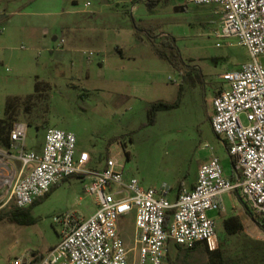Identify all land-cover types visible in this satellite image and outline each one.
<instances>
[{"label": "rangeland", "instance_id": "rangeland-1", "mask_svg": "<svg viewBox=\"0 0 264 264\" xmlns=\"http://www.w3.org/2000/svg\"><path fill=\"white\" fill-rule=\"evenodd\" d=\"M220 11L187 0H0V117L8 99L17 97L14 122L27 126L28 151L41 150L49 128L73 133L76 154L90 155L86 170H101L116 157L127 178L168 188L171 202L213 157L232 178L227 146L211 126L212 102L230 90L222 76L253 59L237 39L216 37ZM179 98V107L150 114L152 104ZM0 152L19 154L1 146ZM89 184L73 176L54 187L32 207V225L1 221L0 264L46 256L62 230L55 218L90 217L95 200L85 191ZM223 204L209 213L219 264H264V230L236 192L225 193ZM232 216L244 225L236 235L224 227ZM120 230L132 248L135 213L120 221ZM169 257L173 264H212L203 245L195 251L173 245Z\"/></svg>", "mask_w": 264, "mask_h": 264}, {"label": "built area", "instance_id": "built-area-1", "mask_svg": "<svg viewBox=\"0 0 264 264\" xmlns=\"http://www.w3.org/2000/svg\"><path fill=\"white\" fill-rule=\"evenodd\" d=\"M187 3L219 5L222 20L216 37L237 39L253 59L222 76L230 90L220 91L212 102L211 126L228 147L235 179L226 177L220 159L213 157L199 166L195 185L182 188L171 202L168 188H145L138 179L127 178L116 157L108 158L101 170H86L90 155L76 154L73 133L49 128L41 150L28 151L27 126L16 122L10 150H18V156L0 152V209H26L73 176L89 178L85 191L96 203L88 218L65 214L54 219L62 228L60 241L40 264H167L173 245L192 249L201 243L216 251V224L209 213L224 209L225 193L236 192L264 220V64L259 61L264 57V0ZM64 42L62 38L59 45ZM131 213L134 246L128 248L120 221ZM10 264L30 263L16 259Z\"/></svg>", "mask_w": 264, "mask_h": 264}, {"label": "trees", "instance_id": "trees-1", "mask_svg": "<svg viewBox=\"0 0 264 264\" xmlns=\"http://www.w3.org/2000/svg\"><path fill=\"white\" fill-rule=\"evenodd\" d=\"M37 88H38V84H37L36 89ZM17 100H18L17 97H10L8 99L6 107H5L4 117H0V146L4 147V148H8V149H10V146H11L10 133H11V130L13 129L14 124L16 123V122H14L15 121L14 109H15V104H16ZM179 104H180V98L178 99L177 102H175L173 104L166 103V102L154 103L151 105L150 114L154 115V113L157 111L171 110V109L177 108V107H179ZM151 123H154V118H152ZM227 150H228V147H227ZM232 165H233V162H232ZM233 167H234V165H233ZM232 178L235 179V174H233ZM61 183H59L58 185H60ZM181 189H182V187L180 188V190ZM46 197H44V198H46ZM239 197H240L241 201L244 202V207L246 209V212L250 216L252 221L254 223H256L262 230H264V220L262 218H259V216L256 215L252 211L250 206L242 199V197L240 195H239ZM41 200H38L37 202H35L33 205H31L30 207H28L26 209H19V208L15 207L14 205H10L5 212H0V222L4 221L5 219L8 218L11 221L19 223L21 225H32V224H34L35 220L31 216V209L36 204L40 203ZM224 227H225L227 234H229V235H236V234H238L244 230V225L235 216L229 217L226 220H224ZM176 246H178V245H176ZM201 246H202V244L200 243V244L196 245L194 248L187 249V250L195 251L198 248H200ZM179 248H181V246H178V249ZM204 250L210 255V259H211L212 264H219L221 257H222V253H221L220 249H217L216 251L211 252V251H208V249H206L204 247ZM168 261L170 262V264H173L169 255H168Z\"/></svg>", "mask_w": 264, "mask_h": 264}, {"label": "crops", "instance_id": "crops-1", "mask_svg": "<svg viewBox=\"0 0 264 264\" xmlns=\"http://www.w3.org/2000/svg\"><path fill=\"white\" fill-rule=\"evenodd\" d=\"M1 16V15H0ZM4 17L5 16H1L0 17V19L2 20V18L4 19ZM212 110H213V108H212ZM195 185V184H194ZM194 185H192L191 187H182V188H192ZM180 191V190H179ZM167 197H168V195H167ZM95 211H96V203H95ZM94 211V212H95ZM93 212V213H94ZM92 215V214H91ZM59 241H60V238H59ZM59 241L57 242V244L59 243ZM56 244V245H57ZM56 245H54L52 248H54ZM51 248V249H52ZM45 257V255H40V254H35V256H34V259H36V261L35 262H29L30 264H33V263H35V264H40V262L42 261V259Z\"/></svg>", "mask_w": 264, "mask_h": 264}, {"label": "water", "instance_id": "water-1", "mask_svg": "<svg viewBox=\"0 0 264 264\" xmlns=\"http://www.w3.org/2000/svg\"><path fill=\"white\" fill-rule=\"evenodd\" d=\"M184 10V9H183Z\"/></svg>", "mask_w": 264, "mask_h": 264}]
</instances>
